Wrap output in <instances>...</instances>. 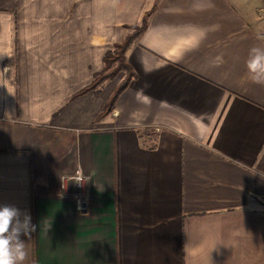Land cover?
I'll return each mask as SVG.
<instances>
[{
  "label": "crops",
  "instance_id": "1",
  "mask_svg": "<svg viewBox=\"0 0 264 264\" xmlns=\"http://www.w3.org/2000/svg\"><path fill=\"white\" fill-rule=\"evenodd\" d=\"M258 7L0 0V205L36 226L25 264H264ZM146 12L101 116L125 77L95 83L105 56Z\"/></svg>",
  "mask_w": 264,
  "mask_h": 264
},
{
  "label": "clouds",
  "instance_id": "2",
  "mask_svg": "<svg viewBox=\"0 0 264 264\" xmlns=\"http://www.w3.org/2000/svg\"><path fill=\"white\" fill-rule=\"evenodd\" d=\"M247 68L255 82L264 83V49L250 51ZM35 230L29 213L14 205H0V264H25L28 252L21 236L30 238Z\"/></svg>",
  "mask_w": 264,
  "mask_h": 264
},
{
  "label": "trees",
  "instance_id": "3",
  "mask_svg": "<svg viewBox=\"0 0 264 264\" xmlns=\"http://www.w3.org/2000/svg\"><path fill=\"white\" fill-rule=\"evenodd\" d=\"M149 12H146L145 18L141 26L135 28V31L130 34L123 42L115 44L114 48L109 50L105 56V71L102 75L98 76L95 83H100L106 79H113L120 71L126 73V78L121 82L117 90L114 92L112 97L109 99L101 116H106L112 112L115 106V102L122 91L128 86L130 80L134 77L135 72L132 66L129 64L126 58V51L132 41L137 35L146 27L147 16ZM92 87V86H91Z\"/></svg>",
  "mask_w": 264,
  "mask_h": 264
},
{
  "label": "built area",
  "instance_id": "4",
  "mask_svg": "<svg viewBox=\"0 0 264 264\" xmlns=\"http://www.w3.org/2000/svg\"><path fill=\"white\" fill-rule=\"evenodd\" d=\"M72 178H74L76 180L77 186L80 189H83V187L85 186V184L87 183V177L82 173V172H77V174H75ZM64 181L68 180V177L64 178ZM64 186V184H63ZM82 206H80L79 208L81 209Z\"/></svg>",
  "mask_w": 264,
  "mask_h": 264
},
{
  "label": "rangeland",
  "instance_id": "5",
  "mask_svg": "<svg viewBox=\"0 0 264 264\" xmlns=\"http://www.w3.org/2000/svg\"><path fill=\"white\" fill-rule=\"evenodd\" d=\"M256 3H257V6H259L258 8H260V13H261L260 16H262L261 19L263 20V26H264V5H263L262 3H260L258 0H256ZM261 6H263V7H261ZM119 73H120V72H119ZM119 73H118V74H119ZM118 74H117V75H118ZM117 75H116V76H117ZM116 76H115V77H116ZM125 76H126V73H125ZM115 77H114L113 79H115ZM125 78H126V77H124V78L122 79V81H123Z\"/></svg>",
  "mask_w": 264,
  "mask_h": 264
},
{
  "label": "water",
  "instance_id": "6",
  "mask_svg": "<svg viewBox=\"0 0 264 264\" xmlns=\"http://www.w3.org/2000/svg\"><path fill=\"white\" fill-rule=\"evenodd\" d=\"M262 2L264 3V0H262Z\"/></svg>",
  "mask_w": 264,
  "mask_h": 264
}]
</instances>
